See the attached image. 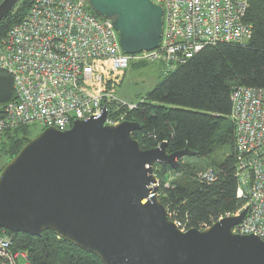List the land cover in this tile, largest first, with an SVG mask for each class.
<instances>
[{"label":"water","instance_id":"1","mask_svg":"<svg viewBox=\"0 0 264 264\" xmlns=\"http://www.w3.org/2000/svg\"><path fill=\"white\" fill-rule=\"evenodd\" d=\"M18 1L0 2V21ZM87 2L111 20L124 53L159 46L162 10L152 1ZM106 113L66 130L42 129L1 168V229L31 236L50 230L103 264H264V241L231 232L247 208L181 232L159 199L153 166L175 168L193 153L168 154L165 142L142 149L131 137L140 124L104 125Z\"/></svg>","mask_w":264,"mask_h":264},{"label":"built area","instance_id":"2","mask_svg":"<svg viewBox=\"0 0 264 264\" xmlns=\"http://www.w3.org/2000/svg\"><path fill=\"white\" fill-rule=\"evenodd\" d=\"M150 1L162 10L160 44L129 55L121 50L111 20L93 13L87 0H34L0 42V68L12 76L15 92L0 113V148L5 132L23 125L62 131L74 120L100 116L104 108V125L125 121L126 112L137 103L118 97L115 90L131 60L159 61L168 71L205 46L250 38L251 26L244 21L248 0ZM230 102L236 198L245 203L199 228L167 208L166 214L185 232L205 230L247 208L231 232L264 241V88L233 87ZM201 178L212 182L216 176L208 170ZM0 264H28L27 253L15 250L11 236L1 228Z\"/></svg>","mask_w":264,"mask_h":264},{"label":"trees","instance_id":"3","mask_svg":"<svg viewBox=\"0 0 264 264\" xmlns=\"http://www.w3.org/2000/svg\"><path fill=\"white\" fill-rule=\"evenodd\" d=\"M33 1L19 0L1 19L0 42L10 27L25 16ZM248 2L244 21L251 26V35L247 41L205 46L168 71L160 62L164 68L162 80L126 112V120L140 124L131 137L142 149L165 142L168 154L184 149L193 153L182 157L175 168L167 164L153 166L162 204L191 227L199 228L219 216L232 214L245 203L236 198L230 93L236 86L264 88V0ZM14 99L13 78L0 68V113ZM33 127L7 130L0 157L12 158L35 136ZM207 167L215 173L212 182L201 178ZM5 232L11 236L15 250L27 253L28 264H103L95 254L62 240L50 230L39 236Z\"/></svg>","mask_w":264,"mask_h":264},{"label":"rangeland","instance_id":"4","mask_svg":"<svg viewBox=\"0 0 264 264\" xmlns=\"http://www.w3.org/2000/svg\"><path fill=\"white\" fill-rule=\"evenodd\" d=\"M163 72L164 68H161L159 61L131 60L129 67L121 75L115 94L126 101H141L162 80ZM31 131L33 135L40 132L38 127L31 128ZM10 159L1 156L0 167H3ZM211 169L207 167L204 172ZM167 180H172V177L169 176Z\"/></svg>","mask_w":264,"mask_h":264},{"label":"crops","instance_id":"5","mask_svg":"<svg viewBox=\"0 0 264 264\" xmlns=\"http://www.w3.org/2000/svg\"><path fill=\"white\" fill-rule=\"evenodd\" d=\"M119 97V96H118ZM129 102H135V101H129Z\"/></svg>","mask_w":264,"mask_h":264}]
</instances>
